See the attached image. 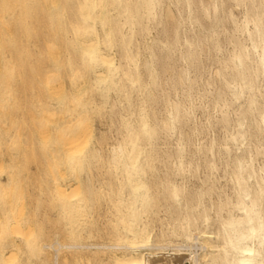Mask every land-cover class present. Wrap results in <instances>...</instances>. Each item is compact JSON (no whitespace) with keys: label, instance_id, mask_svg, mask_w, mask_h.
I'll return each mask as SVG.
<instances>
[{"label":"bare ground","instance_id":"6f19581e","mask_svg":"<svg viewBox=\"0 0 264 264\" xmlns=\"http://www.w3.org/2000/svg\"><path fill=\"white\" fill-rule=\"evenodd\" d=\"M165 6H169L167 17ZM235 8H242L240 20L234 17ZM143 19L156 28V34L143 46L147 55L139 57L133 32L143 31ZM224 43L230 49L222 58ZM113 47L115 54L109 51ZM206 56L218 66L203 80L211 72L208 66L209 72L204 70ZM198 80L204 81L202 87L196 86L202 88L199 96L205 100L211 94L207 105L218 111L214 125L219 124L222 137L203 145L202 162L197 155L199 163H193L194 153L191 159L185 155L187 147L197 131L203 130L195 128V123L184 126L191 116V91L201 83ZM30 84L44 86L47 96L54 99L69 88L78 102L81 150L92 136L84 106L93 101L94 94L103 97L102 90L109 87L122 99H105L107 127L116 138L107 147L91 146L84 156L89 166L82 165L91 173L97 170L94 165L104 164L109 176L122 180L113 202L124 207L120 214L123 230L116 241L110 239L112 244H45L54 249L53 264H58L63 247L89 249L93 260H100V253L110 249L107 258L104 252L101 255L111 264H175V255L181 256L183 250L188 257L183 256L186 260L178 264H264V167L255 166L257 156L264 159V0H0V87ZM141 87L146 88L147 107L139 105L142 108L135 112L131 92ZM0 93L12 94L9 90ZM197 98V104L203 101ZM6 101L0 99V118L10 117ZM197 104L200 108L203 103ZM161 136L176 138L173 145L171 140L166 142L169 148L162 147V154ZM241 146L239 154L230 156ZM66 148L61 149L62 156ZM199 168L204 176H199ZM219 171L222 175L217 177ZM91 174H83V203L76 205L75 198L68 199L72 208H94L98 203L94 201L100 199L97 189L101 193L105 186L111 188L110 177L109 182L103 177L109 184L98 188L105 182L99 183V175L98 182L96 174ZM188 177L198 183L190 186ZM6 207L7 213L11 209ZM9 212L0 214L7 215L6 224ZM159 213H163L160 218ZM1 221L0 229L5 224ZM10 227L9 235L20 240L23 230L14 224ZM1 234L0 244H7L4 238L9 235ZM192 242L201 246V254L192 250Z\"/></svg>","mask_w":264,"mask_h":264},{"label":"rangeland","instance_id":"374dc122","mask_svg":"<svg viewBox=\"0 0 264 264\" xmlns=\"http://www.w3.org/2000/svg\"><path fill=\"white\" fill-rule=\"evenodd\" d=\"M168 7L169 6L164 7V14L166 17L168 14L167 13L169 9ZM241 11H242V8H235L234 17L236 16L235 17L236 20L237 19L240 20L242 18L240 16L242 15ZM141 26L143 27V31L142 30L139 31L135 29L133 32V38L135 40V44L138 47L139 57H143L147 55L143 46L146 42H148L150 37L156 34V28L149 27L148 23H146L145 20L143 22V25ZM117 40L114 42L115 44L113 43L115 47H116ZM115 47L109 50L110 53L114 52L115 54V50H114ZM229 49H230V45L227 44L226 46L224 43L223 50L221 52L222 56L221 55L220 56L224 58V55L225 54L227 55V53L225 52H228ZM114 60L117 61L118 57H117V60L114 57ZM211 61H213L211 56H208V57L206 56L205 59H203V64L204 62L207 64V65L204 64V70L207 69V66H208L211 72H209V69H207L205 72H209V73L204 72L205 74L200 79H203L205 75L207 74L208 75L206 77L208 78L210 75L213 74L214 66L215 68L218 66L217 65L218 63L217 64L212 63ZM209 64L212 66H210ZM206 77L203 80H206L207 79ZM120 78L123 79L122 76H120ZM203 80H198L197 83H199V81H201V83L195 84L194 85L195 88L193 87L194 90L191 91V94H192L191 100L194 95V100H192L193 103L190 101L193 106L192 110L195 109L196 107V105L194 106V104H197L196 98L199 96V94H201V92L200 93H197V92L201 91L202 89V88L201 89L197 88L198 89L197 90L196 86L202 87L204 83ZM142 88L143 87L140 88L141 90L138 89L139 92L136 91L135 89H134L135 93L133 91L131 92V97L133 96L132 99L134 98V95H135V98H134L135 100L133 99L135 102L132 101L131 99L132 101L131 104L135 106L132 110L135 112L137 109L139 110L143 106H144V109L147 107L146 102H145V99H146L145 89L146 88L144 89ZM6 90L11 91L12 94L2 95L0 93V99L7 100L4 104L7 106V109L10 113L9 115L10 117H7L5 115L6 117L2 116L0 118V140L2 141V143L0 144V210L2 209V212L6 213L5 212L6 209H4V207H6L9 204L10 206L8 207L11 210L9 209L7 210L8 212L11 211V213L9 212L11 214V217H9L10 219L8 218L7 220L8 223L6 224L5 223L7 219L6 214H8V212L5 215H0V221L2 219H3L2 220L3 222L5 221L4 222L5 224L0 229V232L2 230V234L1 233L0 234L3 235V232H4L5 236L7 234L9 235V233H11L10 225L14 224V225L19 226L23 230V234H22L23 236L20 240L16 238L13 234L12 236H10L11 234L7 236L8 240L7 238L6 239L4 238L7 244L5 242H4L5 243L4 245L0 244V249L2 248L1 245H3L2 249H4L3 250L4 253L2 252V250H0V254L1 252L3 253L2 255H0L1 256L0 264H5V263L11 264L10 263L11 260L13 262L12 264H53L52 256L54 255V252H53L54 249H52V247L51 248L43 247L45 244L46 245L47 244L49 245V243L52 244V242H54L53 247L57 245L55 244L57 242L62 245H66L67 243L68 244L70 243L84 244L86 242H87L86 244H93L94 241L96 244H101V243L112 244L111 243L112 239L115 240L117 236H119L123 230L120 225V219H121L120 214H122L121 211L124 210V207L122 206L121 208V205L118 206L117 205L118 203L113 202L116 196L115 193L118 190V186L121 185L120 183L122 182L120 181L122 180L119 181V179H116L117 177L112 174L111 170H109V173L111 172L112 176H109L110 174H108V171L105 170L104 164H101V166L100 164L94 165V168L98 170L97 171L93 169L94 172L91 171L93 166L92 168H90L91 166L88 167L89 169H91L90 170L92 173L91 174L89 170L84 167L86 164L84 162V158H85L84 156L86 155V150H89L91 146L97 145L98 147H101V148L107 147L111 142H113V138L114 139L116 138L115 137L116 134L115 133L112 134L113 130L108 128L109 123L107 124L108 117L106 116L107 115L106 107L110 100L117 98V97L118 99H121L120 96H117L118 95L117 90L113 87H109L108 89L102 90L104 91L103 97L98 94H94L93 101L90 104H87L86 106H84V108L82 109L84 114H87L88 116V119H86L87 120L86 124L89 128L92 129V136L87 140L86 145L83 150H81L83 146L81 147L80 144L78 143L81 138L80 126L78 123L79 112L76 110L78 108V102L72 99L71 93L68 87L65 88V94L58 99L48 97L46 94V88L39 84H30L26 86L14 85L13 87H7V88L0 87V92L6 91ZM141 93L143 94L140 95ZM91 94H92V91H91ZM139 95L141 97H139V100H138ZM195 95L196 96L198 95V96L196 97ZM207 95L204 96V98L206 97L205 100H203V97L201 98L200 96L198 98H201V99L197 98V101L203 100L202 102H198L199 104L197 105H200V103L201 104L203 103L204 105L202 104L200 108L199 106H197L195 110L193 111L191 110V112L193 113L190 112L191 116H189V121L187 122V124H185L186 127L184 126V129H186L187 127H194L193 124L195 123V128L203 130V131L200 130L201 134L198 132L199 131L198 130L197 135L195 134V136L192 138L193 140L191 139L192 142L190 143L192 144L194 148H195L194 145L196 144L195 149H198V151L200 152L198 153V151L196 150L197 151L196 152L197 154H196L195 149H193V147L190 146V144L188 146L190 148L188 149L187 147V151H189V152L186 151L188 154L187 153L185 154L187 158H189V156L191 155L189 158L191 159L193 153H194V156L196 157V158L193 157V160H192L193 163L198 162L196 161L197 157L200 156L201 153L203 154V151L201 149H203V147H205L206 145L210 143V139L213 138L211 141L216 140V142H218V141H221L220 138L222 137L219 124L214 125L216 123L215 117H217L218 111L217 109H215L217 112L215 113V110L212 111L211 109H209V108H212V107H208L209 99H211V94L210 96L208 95L209 97H207ZM105 99L108 102H106ZM262 102H264V100H262ZM123 105L124 104H122L121 106L120 104L121 107H125V105L124 106ZM139 105L142 107H140ZM121 109L123 111V108ZM205 118L206 120H208L207 121L208 123L206 122V120H204ZM191 121L192 123H190ZM188 123H190L191 126L188 125ZM201 123L204 126L203 129H202L203 126L201 125ZM210 123H213L212 124L213 126ZM198 124L202 127H199V126L197 127ZM209 124L211 127H213L211 128L212 131L209 128ZM205 129H209V130H205ZM96 134L100 135L99 138L100 139L102 138L101 141L99 138L95 136ZM112 135L113 136L115 135V136L111 137ZM217 136L219 138L218 141H217ZM160 138L158 139V141H160L159 142L160 144L157 142V145L159 144V147L157 145L156 146L160 148L161 154L164 153V151L161 152V149H163L164 147H166L167 149L169 148V146L168 147L166 146L167 143H170L169 140H171L170 145H173L174 144L173 142L176 141L175 136L171 137V139H168V138L166 139L165 137L163 138V136H161ZM200 140L204 142V144H202ZM163 143L165 144V146ZM198 143L200 145H197ZM199 146H201V148H197ZM64 147H67L66 148L67 152L63 154L64 156H62L60 152H61V149H63ZM166 148H164L163 150H166ZM241 148L242 146L240 147L239 151L238 149H236L237 152L235 149H233L230 152V156L239 154L241 151ZM234 150L235 152H233ZM201 158L202 159L198 158L199 162H202L204 157H202L201 155ZM257 164H258V167H264V159L261 158L260 156H257L256 161H255V166H257ZM81 166H83V168ZM86 166H89V165L86 164ZM103 166H104V169H103ZM86 169L88 170L87 172H85ZM201 169L199 168L198 174L199 176L201 175L204 176L205 174L204 175L201 174V172L203 173L204 170L201 171ZM103 170L106 171L105 172L106 175ZM99 171L103 172L101 173L103 174V177L106 179V181H108L107 179H109L108 177H110L109 181L110 182L112 181L111 188L109 187V185L105 186L109 181L108 182L103 181L104 178L101 177V175L99 174L100 173ZM86 173L91 174L93 176H95L93 174L95 173L96 176L94 177V179L97 178L96 181L99 182V179H101L99 183H101L102 181L103 183L105 182L104 184H100V186L98 187L96 185L98 183L94 181V183L96 182L95 184L96 187L103 188L105 186V189L103 188V190H101V193L97 189L99 196L97 195V193L96 195L100 199H98L97 196L95 195V199L97 198L98 200L96 199L94 202L98 201V203H96L98 206L94 203L95 206H97L96 208L94 206L95 209L92 206L87 207V208L85 207L86 210L88 209L89 211L88 213L85 209H83V207L72 208V203H69V200H68V199L75 198L74 203L76 205H80L81 203H83L82 186L85 181L84 178L86 176ZM83 174H85V176ZM98 175L100 178L98 177ZM216 175L218 177L222 175V173H220L219 171ZM188 178H187V182L192 181L193 183L192 184L191 182H189L190 184L189 183L188 184L190 186L191 185L193 186L194 184L196 185L198 183L195 177H192V178L188 177ZM152 181L153 183L151 182V185H154L155 182L154 180ZM219 181H220V184L222 182H223L222 184H224L223 179L221 181V178H219ZM106 187H109L110 191L111 190L112 191L109 192L108 191L109 188H107L108 192L105 191ZM120 188L122 189L123 187H119V189ZM99 202L101 203L100 206H99ZM92 208L94 209L93 211H92ZM90 211L92 212L90 213ZM159 214H160V216H158L159 218L161 217V214L163 216V213H159ZM1 216H3L2 219H1ZM80 216H82V221L84 219L87 220V221L86 220L83 221V224H85L86 226L82 224V221L80 222L81 220ZM13 218H15L14 220H17L18 224L16 221L13 220ZM157 220L158 219L156 218L153 222L154 224L152 223L153 227L155 228L154 229L155 232L158 227ZM85 221L86 223H89V224H86ZM117 227H119L120 232ZM5 229H8V231ZM6 231L8 232L7 234H6ZM111 232L114 233L113 236ZM110 234H111V237H110ZM12 237H15V238H12ZM54 237L56 241L54 240ZM17 241L19 242L17 243ZM5 245H7V247ZM9 245H12L10 246L11 249ZM193 246H194L193 248L195 249L192 248V250L194 252L197 251V254H201V252L203 251V249H201V246L197 245V243H194ZM197 246L199 247L196 248ZM43 249L44 251H42ZM60 250H61L60 252L58 251L59 253L58 254L59 256L58 264H74V263L75 264H98L99 261H102L101 262L102 264L103 262H105L106 260L105 258H107L108 255L111 253L109 252L111 251L110 249L109 250L105 249L106 251L104 250L101 252V253L104 252L103 254L106 255V256L104 255L105 258L103 257V254L101 255L100 253L99 256L101 258L98 257V259L100 258V260H97V259L93 260L92 256L90 255L91 250L89 249L88 251L85 249L73 250V249L63 247V249L61 248ZM184 251L185 250H183V253L181 254V256L180 254H178L179 256L175 255V258H174L175 264H178L179 262L182 263L181 259L183 256L188 257V253H186L188 251H185V252ZM10 252H12L11 255H9ZM68 252L71 254H69ZM4 256H7V258H4ZM80 256L82 257V259ZM72 257H76V259ZM63 259H66L67 261L66 260L64 261ZM72 260L74 261V263ZM185 260L182 259L183 262ZM107 261L108 260H106V262ZM106 264H111V263L108 262Z\"/></svg>","mask_w":264,"mask_h":264}]
</instances>
